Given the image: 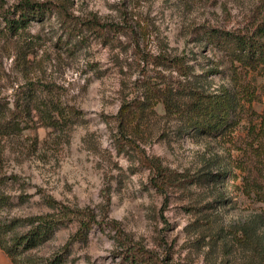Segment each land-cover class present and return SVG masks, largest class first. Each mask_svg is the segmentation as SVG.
<instances>
[{
	"label": "rangeland",
	"instance_id": "1",
	"mask_svg": "<svg viewBox=\"0 0 264 264\" xmlns=\"http://www.w3.org/2000/svg\"><path fill=\"white\" fill-rule=\"evenodd\" d=\"M51 1L80 19L97 17L104 32L80 44L54 11L32 21L36 45L25 59L15 40L0 37V102L37 89L26 127L0 136V223L25 233L26 218L51 211L53 197L109 222L73 243L63 264H121L125 247L113 221L161 264H264V65L242 68L204 46L198 32L252 30L264 19V0ZM185 86L229 88L235 124L219 136L185 132L170 107L154 104L155 92L182 102ZM136 100L150 106L134 129L121 128L122 106ZM159 169L180 177L156 186ZM78 227H60L30 258L44 264ZM0 264H15L1 247Z\"/></svg>",
	"mask_w": 264,
	"mask_h": 264
},
{
	"label": "trees",
	"instance_id": "2",
	"mask_svg": "<svg viewBox=\"0 0 264 264\" xmlns=\"http://www.w3.org/2000/svg\"><path fill=\"white\" fill-rule=\"evenodd\" d=\"M54 11H56L57 18L68 37L78 38L80 44L84 43V39H87L90 34L103 35L104 26L97 17L80 19L71 13L63 3L51 0H20L14 5L6 6L5 0H0V37L11 44L15 40L19 56L25 59L27 53L31 52L36 45V41L33 40L30 33L32 21H43ZM198 32L203 37L204 46L225 51L240 67L256 69L260 65H264V19L249 31H235L202 25ZM173 60V65L180 74L186 76L190 74V67L182 59L175 58ZM32 86L23 91L15 101L0 102L1 137L12 132H20L26 127L27 114L30 115L35 108L32 103L37 89L36 85L32 84ZM184 88L188 89L184 94L186 99L180 103L174 104L167 95L162 96L158 92L156 93L153 88L150 89L148 96L153 97L155 92L157 95L154 104L163 101L167 107H170L181 118L185 132L194 131L199 134L219 136L235 124L233 116L237 111V100L229 88L222 87L219 92L205 91L194 86L189 88L185 86ZM149 106L145 100L125 103L117 120L119 126L124 129H134ZM55 109L59 111L57 107ZM50 110L52 109L50 108ZM49 117L55 120L50 113ZM2 154L3 150L0 145V167ZM179 177L180 174L177 172L159 169L158 175L154 177L156 179L154 183L156 186H161V184L170 183ZM107 200L109 202L110 198L108 197ZM48 203L52 208L51 211L26 218L31 227L25 233L14 232L12 223H0V247L15 264H37L40 260L30 258L31 250L47 242L60 227L77 221L79 227L69 240L52 257L42 260L44 264H63L67 260L66 255L69 254L73 243L87 241L89 232L95 225L109 224L108 220L99 218L94 209L90 207L73 208L58 202L53 197L48 198ZM112 224L113 229L116 230L114 238L117 242H124L125 248L121 264H161L156 254L129 243L131 241L121 235V227L116 221H113ZM245 238L247 242H252V236L247 230Z\"/></svg>",
	"mask_w": 264,
	"mask_h": 264
}]
</instances>
